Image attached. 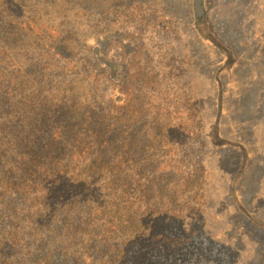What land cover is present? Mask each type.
Masks as SVG:
<instances>
[{"label":"rangeland","instance_id":"374dc122","mask_svg":"<svg viewBox=\"0 0 264 264\" xmlns=\"http://www.w3.org/2000/svg\"><path fill=\"white\" fill-rule=\"evenodd\" d=\"M196 3L0 0V264H124L128 196L143 264H264V0Z\"/></svg>","mask_w":264,"mask_h":264},{"label":"trees","instance_id":"16d2710c","mask_svg":"<svg viewBox=\"0 0 264 264\" xmlns=\"http://www.w3.org/2000/svg\"><path fill=\"white\" fill-rule=\"evenodd\" d=\"M200 1L201 0H197L196 4H198V7L200 4ZM200 12H201V9L200 10L197 9L198 18L202 17L200 16L201 15ZM214 42L216 43V40H214ZM117 109L118 108L115 105V103L112 104L109 114L107 116L110 118H114L115 114L118 111ZM93 124L94 125L89 124V130L93 133H98V134L93 137H89L90 138L89 141L97 145L96 149L98 153L106 152L108 149L111 148V146L112 148L113 146L116 148L118 147V139H117L118 128H111L110 125L106 123L105 124L104 123H101V124L93 123ZM1 131L2 130H0V132ZM82 132L83 131L78 128H76L75 131L73 132V135L76 136L77 141H81V140L88 138V137L80 136ZM12 150H15L17 152L18 148L17 149L14 147L11 148L10 153L8 155H5V158L10 159L13 157V154H11ZM0 159L4 161L1 155H0ZM109 164L111 166L113 165V162H109ZM90 182H93V181L90 179ZM123 193L125 195L130 194L129 190H125ZM133 205H134V202L131 200L130 196H128L127 198H124L122 200L118 208L120 212L123 215H125V217L119 216L117 221L120 224H123V223L125 224L120 230V232L116 234V236L114 237L115 250H113V252L109 255V258L115 259L116 263L121 262L120 260H123L124 264H143L144 258L149 257V252L146 248L148 246H153L146 239V237H148V233L145 234V232H143V229H140V231H138L136 224H134V222L136 221V216L130 214L131 210L133 209ZM144 231H148V224L146 228L144 229ZM102 240L104 241V243L109 241V239L107 238H103ZM94 248L95 247H91V251H93ZM134 250H137V251L141 250V254L137 256L136 261L134 260L128 261L127 259L131 257V253ZM87 259H88V264H91L92 263L91 256H88Z\"/></svg>","mask_w":264,"mask_h":264},{"label":"water","instance_id":"95a60500","mask_svg":"<svg viewBox=\"0 0 264 264\" xmlns=\"http://www.w3.org/2000/svg\"><path fill=\"white\" fill-rule=\"evenodd\" d=\"M198 9L200 10V7H198Z\"/></svg>","mask_w":264,"mask_h":264}]
</instances>
